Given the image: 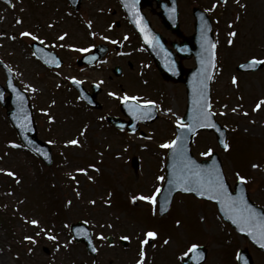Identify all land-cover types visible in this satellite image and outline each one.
Returning a JSON list of instances; mask_svg holds the SVG:
<instances>
[{
  "label": "rangeland",
  "instance_id": "1",
  "mask_svg": "<svg viewBox=\"0 0 264 264\" xmlns=\"http://www.w3.org/2000/svg\"><path fill=\"white\" fill-rule=\"evenodd\" d=\"M14 1L16 2L14 9L4 7L3 4L2 7L0 5V14L2 15L4 12L9 18L7 26L3 27L4 23L2 22L0 24V57L7 59L17 69L23 85L30 88V93L37 99L41 110L38 113L39 134L53 145L56 156L53 167L48 168L30 153L23 151L17 136L12 130H9L10 127L8 128L10 125L5 115V109L0 106V169L5 170L0 171V205L6 208L5 204L8 203L9 212L14 213L17 218L15 239L10 240L8 233L0 226V264H94L93 258L88 254L85 246L75 242L70 234L71 221L80 219L90 223L95 238L101 234L106 237L110 233L117 236L120 233H126L133 237L143 232L144 227L153 228L152 231L158 233L156 238L160 240L161 249L164 247L162 249L164 254L161 250L158 252L154 246L151 252L149 250L150 256L148 254L143 258L144 264H171V259L174 256V264H180V257L188 252L193 244L197 243L205 245L210 243L212 246L208 248L210 263L206 264H236V255L240 249L238 236L236 237L226 227L225 234L220 240H214L215 238L210 235L209 227H213L217 211L209 202L206 203L191 196L179 195L173 202L174 205L169 213L165 217H160L157 213V204L153 205L149 201L140 199L142 196L156 195L164 181L158 179L160 176L165 177L164 163L158 160V155L154 156V154H164L163 147L155 146L158 153L153 149L151 140L134 136L129 138L131 141L129 142L130 150L127 151L126 138L113 131L106 124L105 118H102L106 109L102 111L87 109L75 101L76 97L73 96L68 84L66 88L63 87V83L55 80L43 83L37 81L32 74L36 66L34 60L29 58L25 50L27 36H22L19 32L27 27L24 25L19 28L12 23L16 19L15 14L23 16L24 12H28V4L36 3L38 11L35 12L34 19H30L28 13L26 16L28 21L32 22L31 28H36L37 23H42L40 31L55 32L67 28V73L70 74L76 73L70 65L74 58L80 55L78 50H71L70 45L85 47L90 42H96L83 38L82 29L89 27L88 24L91 22V27L95 32L100 30L101 24H106V17H110V9L118 7L117 2L114 0H83L82 6L76 11L71 9L68 3L66 8L63 0ZM46 2L51 5L49 10H45ZM191 3L192 0L181 1L185 21L189 20L186 12L188 13L187 5ZM250 4L253 5V3ZM262 4V8L259 5L260 10H264V0ZM64 8L67 9L65 13L63 12ZM119 12L121 13L120 10ZM236 15L237 13L230 16L224 15L222 20L228 29L235 25L239 31L244 32L245 37L237 39V43L232 47H228L226 44L222 46L219 55L223 58L230 55L238 62L243 61V57H247L251 52L258 53L257 51H260H256L254 46L249 43V37L251 35L256 37L258 35L256 33L262 30L261 34H264V29L251 30L249 28L250 15H245L243 22H240L242 19L239 20ZM247 17L248 19H246ZM150 19L153 25L162 29L159 16L151 13ZM228 21L230 23H227ZM49 22L53 23V28L48 26ZM221 27L224 28V25L221 24ZM185 29L190 30L192 27L186 22ZM3 30H5V36L2 34ZM119 31L120 34L129 32L130 27L124 25ZM134 39L132 38V40ZM135 44L136 42H133L132 47H136ZM261 52L264 56V51L261 50ZM120 58L126 64L125 77L129 81L131 78H138L143 66L134 65L130 69L128 67L129 57ZM86 73L91 76L100 75L99 71ZM146 74L150 86L148 85L145 90L142 91L144 83L141 82L143 79L141 76L140 79H137L139 80L137 87L129 85L128 88L126 85L130 82H125L126 78L120 80L124 81L122 86L115 87L119 78L114 76L113 81L109 82V86L104 87L99 99L112 101L108 95L109 90L121 92L123 89H127L128 94H137L134 97H140L139 102L141 103L147 102L146 98H153V101L162 110L165 109L163 118L149 126V130L156 131L155 135L158 133L155 142H160L173 135L176 125L174 120H179L181 114L184 113L186 96L183 91L184 87L177 83L163 81L155 67H151ZM233 76L239 75L234 70H230L228 66H225V70L224 67L218 69L212 100L213 110L230 133L229 152L220 149L215 141V136L207 132L201 133L195 140L194 152L197 157L202 158L206 156L204 153L218 150L225 163V170L233 181L238 177L236 172H247L249 175L252 173L254 179L250 184L253 187V197L258 203L264 205V187H262L264 182V124H262L264 105L258 114L255 110L256 103L261 100V97H264L263 86L261 89L257 85V83L259 85L264 83V77L262 74H256L241 79L239 76L237 84H233ZM159 81L162 85L155 83ZM245 82L247 84L257 83L246 85ZM33 88L36 90L33 91ZM118 92L116 93L120 96L121 93ZM251 94H255L256 98H250ZM113 102L116 100L113 99ZM107 107L113 108L111 111L116 112L112 102H109ZM233 108L236 111H232ZM168 109L171 111L169 112ZM170 119L173 120L170 121ZM81 121L84 125H78ZM88 123L89 125H86ZM73 139L78 140L79 143L77 145L67 143ZM11 141L19 147H14L10 143ZM141 145H149V148L144 151ZM9 150L10 153H8ZM131 151L133 152L131 153ZM87 152H92V157H87V154L90 156V153ZM116 153H120L118 158L115 157ZM134 153L142 157L143 165L148 158H158L149 164L151 174L147 182H141L140 176L135 171L132 173L125 168L127 166L125 163L131 161ZM149 154L151 156L148 157ZM94 155L96 160L102 157L104 163H95L94 160L83 161L88 169H92L89 171L93 174L83 175L81 178L88 186L84 184L77 190H71L75 186L79 169L83 167L80 159L82 157L92 159ZM17 164H21V170H19L22 175L21 183L19 175L7 174L8 171L16 173L12 170H16L14 167ZM254 165L258 167H254ZM143 169L148 170V165H144ZM114 175L118 182L114 180ZM97 176L105 178L101 185L109 190L114 189L115 186H121L123 182L120 179L127 182L129 190L137 193L136 195L139 197L135 202H133V198L128 202L132 207H140L137 214L142 223H136L128 219L126 215L123 217L120 214L122 205L115 202L116 194L112 205L102 201L106 197L101 192L102 188H92L95 185L93 180ZM67 186L71 188L69 189ZM94 200L95 203H92ZM69 201H71L70 204ZM52 211L57 214H52ZM122 212L125 213V210ZM126 214L128 213L126 212ZM204 215L207 217L205 221L202 220ZM32 220H38L39 224L33 225ZM177 221H180V224H177ZM48 234L55 235L58 239L51 240L48 238ZM26 236L34 237L35 243L26 240ZM166 240L172 241L165 246ZM240 241L242 243L244 239L241 238ZM10 243H14V245L10 246ZM43 245L51 247L49 254L43 250ZM130 245L125 248L117 241L113 247H110L106 242L101 257L100 255L98 257L99 264H137V261L141 259V251L143 250L147 255V250L151 247L150 244H146L145 248L142 247L138 251L133 245ZM214 245H217L218 248L213 249ZM154 253H157L156 258H154ZM212 256L222 257L211 259ZM112 261L114 262L111 263ZM260 263L264 264V258L260 259Z\"/></svg>",
  "mask_w": 264,
  "mask_h": 264
},
{
  "label": "water",
  "instance_id": "2",
  "mask_svg": "<svg viewBox=\"0 0 264 264\" xmlns=\"http://www.w3.org/2000/svg\"><path fill=\"white\" fill-rule=\"evenodd\" d=\"M124 4H133L134 8L126 7L130 13L132 21L135 23L139 31L142 33V37L147 43L148 47L152 51L156 58L159 67L165 77L179 78L184 80L189 89V106L188 112L184 119L189 125L194 126V131L188 128H179V135L177 139V148H172L169 156L168 163V180L164 189V194L169 197L170 200L173 194L178 190H183L181 187V181L186 187H190L192 192L197 196L214 200L219 205L222 214L239 230L241 231L242 224L237 222L239 219L238 212L236 210H230L227 201L234 200L239 202V205L251 212L258 219L264 220V211L256 208L247 198L244 188L238 186L237 191L233 192L227 182L225 181L223 172L219 160L214 155L211 160L198 162L194 159L190 144L192 136L197 133L198 130L208 128L219 130L218 125L211 117L212 127L207 122L197 123L202 106L210 104V82L214 71V49L211 47L213 44V36L211 32L210 23L201 16L198 23V32L191 40L198 42V50H190L184 55L195 54L197 57L198 66L194 70L184 71L182 67L175 61L174 55L170 50H167L164 46V41L161 37L150 31L147 23L144 21L139 11L145 4L146 0H122ZM141 28L144 31H141ZM147 37V39H146ZM151 41V43H149ZM183 54V53H182ZM214 60V65L212 61ZM187 74V77L183 79L182 75ZM8 90L10 96L5 98L6 88L0 85V101L8 108V115L11 119L13 126L17 129L21 140L38 155H40L45 161H51L50 150L47 145L38 139L37 129L33 118L32 108L29 99L24 91H22L13 80L8 81ZM22 97V99H21ZM125 112L133 117V121L137 122L139 118L134 115V109L124 108ZM209 110V109H208ZM194 162V163H193ZM189 167L194 172L199 173V176L192 175L188 172ZM210 180H219L223 184V190L216 192L207 187H201V183L207 184ZM200 181V182H197ZM204 195H201V192ZM217 196L213 199V196ZM72 231L78 240H84L90 238V231L85 224L77 223L72 227ZM250 237L252 242L259 248L264 249V240L260 239L258 225L254 224L253 228L247 231H241ZM256 236V239L253 238ZM259 241V242H258ZM243 260V259H242ZM242 264L244 262L242 261Z\"/></svg>",
  "mask_w": 264,
  "mask_h": 264
},
{
  "label": "snow or ice",
  "instance_id": "3",
  "mask_svg": "<svg viewBox=\"0 0 264 264\" xmlns=\"http://www.w3.org/2000/svg\"><path fill=\"white\" fill-rule=\"evenodd\" d=\"M225 2H226V0H225ZM125 6L126 7H132V8L135 7L134 3L133 4L126 3ZM88 26L91 27V22H89ZM141 31H144V29L141 28ZM21 35L22 36H31L34 40H39V37L34 36L32 33L24 32V33H21ZM92 35L95 36L96 34L92 33ZM235 35H236V32L230 33V36H235ZM66 36H67V33H64L62 36L59 37V39L63 40ZM104 38L105 39H109V37H107V36L104 37ZM125 39H127V37H125ZM146 39H147V37H146ZM113 43H118V41H113ZM149 43H151V41H149ZM229 43H232V41L229 40ZM211 47L214 49L215 48V44H212ZM88 50L89 49H79V51H82V52H85V51H88ZM213 56H214V53H213ZM57 63H59V61H57ZM212 64L214 65V60L212 61ZM257 64L264 65V59H258L256 57H253L251 62H250V65H242V67L255 66ZM70 79H72L73 82L76 83V84L82 83L81 81H79L75 77H70ZM233 84H237V78L236 77H233ZM32 90L35 91L36 89L33 88ZM110 95H112L113 97H117V98L121 99V101L124 102V103H127L129 100H133V101H137V102H139L141 100L140 97H129L126 94L121 97L116 92H112V93H110ZM21 99H22V97H21ZM146 103L150 104V105H155L156 104L155 101H151V100L147 101ZM262 104H264V100H261V101H259L256 104L255 110H259ZM134 108H135V111H134L133 114L137 115V118H139V119L145 118V116L143 114V109L140 107L139 103H137V105H135ZM210 108H211V104H207L206 106H202L200 114H199V119L197 120V123H200L201 126H203L202 122H207L208 125H210L212 127H215V125L212 124V122H211V116L214 115V113H212V112H210L208 110ZM168 111L170 112L171 109H168ZM232 111H236V109L233 108ZM177 124L182 129L183 128H188V129H191L193 131L195 130L193 125L182 123L180 120H177ZM177 139H179V138H177ZM67 143L68 144H72V145H77L79 143V141L76 140V139H73V140L67 141ZM13 146L14 147H19V145H13ZM161 147H164V148H177L178 147L177 140H172V141H170L168 143H165V144L161 145ZM224 147H225L226 150L230 149V145L227 144V143L224 144ZM204 155H206V156L207 155H211V152L204 153ZM254 167H258V166L254 165ZM0 171H5V170L0 169ZM79 171H86V170L81 169ZM188 172L191 173L192 175L199 176V173L194 172L191 167H189ZM7 174L11 175V176H15L16 175V173L11 172V171H8ZM158 179L163 181L165 179V177L160 176V177H158ZM239 179L242 182H246V178L243 177V176H240ZM197 182H200V181H197ZM181 187L184 188V191H192V189L190 187H186L182 181H181ZM201 187H207V188H210V189H212V190H214L216 192H221L223 190V184L219 180H210V181L207 182V184L201 183ZM158 194H159V190H157V194L156 195H153V196H142V197H140V199L149 201L153 205H155V204H157V195ZM200 194L204 195L205 193L202 191ZM212 198L216 199L217 196L214 195ZM136 199H137L136 197H133V202H135ZM68 203L70 204L71 201H69ZM92 203H95V201H92ZM227 204H228V207H229L230 210H236L238 212L239 219H238L237 222H240L242 224L241 229H240L241 231L250 230V229L253 228V225L256 224V225H258V231H259L260 239L264 240V220L258 219L251 212H249L245 208L241 207L239 205V202H237V201L229 200V201H227ZM31 223L33 225H38L39 221L38 220H32ZM177 224H180V221H177ZM157 236H158L157 232L149 231V232L146 233V238L143 241H141V244L142 245L148 244V242H149L148 238L155 239ZM48 238L51 239V240H57L58 239L57 236L52 235V234H48ZM104 238L105 237H103V234H101V239H104ZM253 238L256 239V236H253ZM25 239L35 243L34 237L26 236ZM123 239L128 240V239H130V237L125 236V237H123ZM167 242L168 241H165V243H167ZM65 246H67V245H65ZM198 249H199V245L193 244L189 248L188 252H186L184 255L188 256L189 253L195 254V253H197ZM93 251H96V249L93 248ZM140 255H141V259L137 261V264H144V259L143 258L145 257L146 254L142 250Z\"/></svg>",
  "mask_w": 264,
  "mask_h": 264
},
{
  "label": "flooded vegetation",
  "instance_id": "4",
  "mask_svg": "<svg viewBox=\"0 0 264 264\" xmlns=\"http://www.w3.org/2000/svg\"><path fill=\"white\" fill-rule=\"evenodd\" d=\"M30 4H32V3H29V4H28V12H27V13H28V15L30 16V19H31V18L34 19V17H35V12L38 11V10H36L37 5H36V3H34V4H32V5H30ZM33 7H34V8H33ZM48 9H49V3L46 2L45 10H48ZM27 13L24 12V13H23V16H21L20 21H19V25H20L19 27H22V26L26 25V27H27L28 29H31V24H32V22H29L28 19L26 18ZM27 28H26V29H27ZM36 28H37V27H36ZM36 28H35L33 31H35ZM38 37H39L40 39H44V43L48 44V45H49L54 51L58 52L59 55L64 59L63 64H62L59 68H57V69H56V68H53V69H47V70L50 71V72H53V74H55V75H57V76H60V77H63V75H67V46H64V45H63V42H59L58 44H56V43L53 41V39H52L51 36H49L48 34L43 33V32L38 33ZM103 60H104V59H103ZM103 60H102L101 64L104 62ZM107 67H108V66L105 67L104 71H105V73L107 74L108 77L112 78V76H113V73H112L113 68H112L111 71H109V69H108ZM82 80H83V79H82ZM83 84L85 85V87H86L89 91L92 89V86H93L92 84L87 83V82L84 81V80H83ZM102 92H103V91H102ZM102 92H101V93H102Z\"/></svg>",
  "mask_w": 264,
  "mask_h": 264
}]
</instances>
